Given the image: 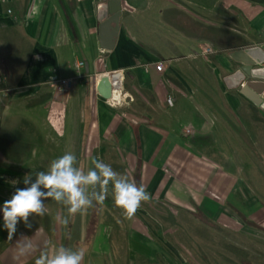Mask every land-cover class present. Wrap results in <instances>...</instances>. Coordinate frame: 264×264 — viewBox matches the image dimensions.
Instances as JSON below:
<instances>
[{
  "label": "crops",
  "instance_id": "crops-1",
  "mask_svg": "<svg viewBox=\"0 0 264 264\" xmlns=\"http://www.w3.org/2000/svg\"><path fill=\"white\" fill-rule=\"evenodd\" d=\"M33 2L37 11L26 19ZM105 2L0 0V207L25 187V177L35 182L53 159L71 152L85 174L99 158L117 173L133 171L154 200L221 218L226 205H240L230 177L239 172L224 137H235L241 122L223 116L224 98L250 101L225 79L240 68L233 51L264 47V0H121L109 49L99 18ZM207 46L212 52H204ZM76 61L84 63L80 73ZM115 69L124 70L133 101L112 107L96 84ZM63 78L73 80L65 98L50 85ZM43 203L45 214L30 215L31 228L18 223L13 241L0 212V264H34L61 246L83 251L81 264H104L106 254L113 260L107 230L74 229L68 205L51 197ZM64 220L71 221L66 231ZM22 237L34 249L16 260L13 245Z\"/></svg>",
  "mask_w": 264,
  "mask_h": 264
},
{
  "label": "rangeland",
  "instance_id": "rangeland-1",
  "mask_svg": "<svg viewBox=\"0 0 264 264\" xmlns=\"http://www.w3.org/2000/svg\"><path fill=\"white\" fill-rule=\"evenodd\" d=\"M224 101L223 116L241 122L233 128L235 137H224L226 153L239 172L230 177L240 205H226L223 216L213 219L196 206L176 207L150 198L128 219L114 203L111 184L103 203L94 197L100 186L87 185L92 207L74 215V229L79 225L91 234L107 230L114 262L106 254L104 264H264V110L245 99ZM230 103L237 109H230ZM125 176L136 183L133 171L118 173V178Z\"/></svg>",
  "mask_w": 264,
  "mask_h": 264
},
{
  "label": "clouds",
  "instance_id": "clouds-1",
  "mask_svg": "<svg viewBox=\"0 0 264 264\" xmlns=\"http://www.w3.org/2000/svg\"><path fill=\"white\" fill-rule=\"evenodd\" d=\"M36 11L37 4L33 2L26 19H31ZM75 162L76 156L71 152L53 159L49 171L38 172L35 182H30V178L25 177L23 180L25 187L16 188L11 198L4 201L0 212L8 240L13 241L18 223L23 222L25 227L31 228L29 216L45 214L43 199L51 197L57 202L63 201L69 206L68 212L71 215L92 207V200L85 195L81 185H99L101 191L94 193V197L97 203H103L107 198L108 186L111 184L114 203L123 210L128 219L135 215L142 202L150 199L143 185L138 186L126 176L118 178V173L99 158H93L94 168L88 170L86 174L74 167ZM63 223L67 225L68 221L64 220ZM13 247L16 260L27 257L34 249L28 237L16 240ZM83 257V251L79 249L72 251L61 246L51 256L42 252L35 259L34 264H81Z\"/></svg>",
  "mask_w": 264,
  "mask_h": 264
},
{
  "label": "water",
  "instance_id": "water-1",
  "mask_svg": "<svg viewBox=\"0 0 264 264\" xmlns=\"http://www.w3.org/2000/svg\"><path fill=\"white\" fill-rule=\"evenodd\" d=\"M99 9V18H105L101 25L102 45L104 49H109L112 47L113 37L118 31L121 0H106ZM107 14H109V17H106ZM111 25L114 26L111 27ZM108 27H111V42L104 40L107 34L105 30ZM230 57L240 65V68L225 79L228 87H239L242 95L246 96L255 105L264 109V98L260 96L264 93V81L258 80L264 79V74H262L264 68L259 67L264 65V47L252 46L242 50H236L230 54ZM243 82L245 83L244 85H242ZM96 91L104 100L111 98L112 87L107 74L104 73L99 76ZM57 94L63 96V98L67 96L66 91H58Z\"/></svg>",
  "mask_w": 264,
  "mask_h": 264
},
{
  "label": "built area",
  "instance_id": "built-area-1",
  "mask_svg": "<svg viewBox=\"0 0 264 264\" xmlns=\"http://www.w3.org/2000/svg\"><path fill=\"white\" fill-rule=\"evenodd\" d=\"M205 53L212 52L211 47L207 46L204 48ZM150 64H145L143 67L147 71L149 69ZM75 70L77 73H80L82 68L84 67V63L82 61H76L75 64ZM156 70L162 71L164 68L163 63L161 62H156L154 64ZM264 68V66L262 67ZM105 74L108 75L109 81L111 83L112 87V96L110 99L105 100L108 105L112 107H117L121 105H126L129 104L133 101V97L130 93H128L125 89V72L123 69H115L106 72ZM264 74V72H262ZM244 83H242L243 85ZM51 88L55 91H69L72 88L73 85V80L71 78H63V79H54L51 82ZM184 132L186 134H190L191 129L190 128H185Z\"/></svg>",
  "mask_w": 264,
  "mask_h": 264
},
{
  "label": "flooded vegetation",
  "instance_id": "flooded-vegetation-1",
  "mask_svg": "<svg viewBox=\"0 0 264 264\" xmlns=\"http://www.w3.org/2000/svg\"><path fill=\"white\" fill-rule=\"evenodd\" d=\"M264 98V97H263Z\"/></svg>",
  "mask_w": 264,
  "mask_h": 264
}]
</instances>
